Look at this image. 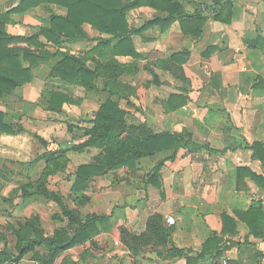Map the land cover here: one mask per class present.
<instances>
[{"label": "crops", "instance_id": "crops-1", "mask_svg": "<svg viewBox=\"0 0 264 264\" xmlns=\"http://www.w3.org/2000/svg\"><path fill=\"white\" fill-rule=\"evenodd\" d=\"M15 3L0 0V14ZM185 7L192 9L190 4ZM132 12L141 24L157 14L139 7L128 17ZM66 14L62 6L41 4L23 14H11L6 30L35 35L49 26L51 15ZM224 19L227 22L206 21L199 37L184 33L178 22L166 30L149 27L132 37L141 59L117 57L119 63L131 65L129 73L118 74L119 81L122 75L127 76L134 88L130 99L136 101L143 93L149 97L142 108L130 110L135 118L129 124L145 122L156 133L182 134L191 145L179 148L174 160L165 161L154 182L147 183L146 175L170 152L141 158L135 169L107 173L97 180L96 194L88 197L91 210L86 215H108L110 226L64 251L61 261L66 257L72 264H217L224 256L238 262L264 261V0H232ZM82 27L90 39L100 35L88 24ZM95 44V40L64 41L59 46L47 43L52 57L32 69V81L0 99L6 119L38 136L41 127L50 124L44 121L46 112L61 116L52 118L56 119L52 136L63 137L65 122L71 119L68 122L72 124L74 117L89 127L100 104L117 97L86 92L50 73L61 59L54 55L59 49L84 55ZM178 52H183V57L169 67L161 66L159 61ZM96 61L100 59L88 60V67ZM174 64L176 74L170 70ZM78 88L84 90L79 105L63 104L62 112L47 109L50 91L70 95ZM172 95L185 98V103L165 105ZM69 148L52 147V151ZM89 150L95 148L85 152ZM4 152L0 150V155ZM154 217L171 228L170 239L183 255L165 258L167 246L158 244L159 239L148 228ZM214 236L221 239L218 245L223 248L197 259Z\"/></svg>", "mask_w": 264, "mask_h": 264}, {"label": "trees", "instance_id": "trees-1", "mask_svg": "<svg viewBox=\"0 0 264 264\" xmlns=\"http://www.w3.org/2000/svg\"><path fill=\"white\" fill-rule=\"evenodd\" d=\"M41 4L62 6L66 8L67 14L51 15L49 26L40 28L35 35H15L6 30L11 14H23ZM185 4L192 5V9H187ZM231 5L232 0H16L13 7L0 14V99L32 81V69L52 57L47 43L59 46L64 41L95 40L94 47L84 55L71 54L62 49L56 51L54 55L60 56L61 59L53 67L50 76L74 87H82L86 92L101 91L110 97L128 100L135 95V91L129 84L120 83L118 74L129 73L131 65L119 63L117 57H130L134 60L142 58L132 42L134 35H139L152 26L166 30L178 22L184 33L199 37L201 27L206 21L227 22L224 14L230 10ZM139 7L151 8L157 14L145 19L136 27L129 21L128 15L131 10ZM84 24H88L100 35L94 39L86 37L82 27ZM183 54L173 53L166 58L169 60H161L159 63L162 67H169L172 61L183 57ZM90 59H100V62H94L95 65L90 68L87 65ZM24 62L28 63V66H24ZM177 69L175 64L170 68L173 74H176ZM176 102L182 105L185 98L172 95L164 104L170 106ZM80 103V98L74 99L66 92L50 91L47 109L62 112L63 104ZM126 113L117 101L108 98L95 111L90 126L83 128L81 142L69 149L46 151L30 160L33 142L38 140L43 145H46V142L21 125H13L6 119L5 109L0 108V150L18 154L16 159L3 158L4 156L0 155V161L24 166L43 160L48 166H52L53 175L68 162V151L82 152L86 148H96L99 150L96 160L76 166L71 173L73 179L70 190L82 192L96 175L121 169L133 170L141 158L170 152L169 156L158 161L146 175L147 183L154 182L164 162L174 160L179 148L191 145L190 139L176 132L156 133L145 122L129 124ZM70 129L68 126V130ZM45 180L47 173L44 171L38 180L27 184L34 186L33 190H29L28 186L23 187L28 192L26 196L40 195L55 201L67 216L69 229L55 231L52 236H43L39 235L38 218L29 219L13 232L16 240L15 253L9 250L7 238L0 232V242L3 244L0 250V264L19 262L27 253L35 251L38 247L46 250V257H36V260L40 264H53L64 251L90 240L110 226L108 215L82 216L65 207L57 195L45 187ZM148 228L159 239L158 244L167 246L165 258L183 255V251L177 249L170 239L171 228L165 227L159 217L150 220ZM220 241L221 239L215 236L209 239L197 259L209 257L223 248L218 245Z\"/></svg>", "mask_w": 264, "mask_h": 264}, {"label": "rangeland", "instance_id": "rangeland-1", "mask_svg": "<svg viewBox=\"0 0 264 264\" xmlns=\"http://www.w3.org/2000/svg\"><path fill=\"white\" fill-rule=\"evenodd\" d=\"M135 16L136 12H132L130 14L129 21L132 22V24L134 22V24L137 25L141 24V22L136 23ZM126 79L127 76L122 75L119 82L128 84ZM83 91L84 90L79 88L74 89L71 90L70 95L74 99H77L78 97L82 98ZM131 97H134V95ZM137 97L136 101H133L130 98L128 100L123 98L116 99L119 105L127 111L126 120L128 123L135 118L130 110L134 107L142 108V105L149 98L148 95L144 93L139 94ZM98 101L100 102L101 100ZM55 115L58 118L61 117L57 114L47 112L43 114L44 121L50 122V124L41 127V136L39 137L46 142V145H43L38 140H35L36 145L32 144L31 146L30 160L39 157L46 151H52V147H72L75 142L78 143L83 139L84 121L79 120V117H74L72 124L68 122L71 119L65 122L66 125L63 128V137L61 135L59 136V134H54V136H52V122L56 121V119L52 118L55 117ZM68 126L71 127L69 132L67 131ZM61 129L59 130L61 131ZM54 141L57 142H55V145L53 144L52 146ZM7 153L2 154V156H4L3 158L16 159L18 157L17 153ZM79 153H82V155H76ZM98 156L99 150L96 148L95 150H89L88 152H85V149L82 152L70 151L67 154L68 162L66 165L53 175L52 166H48L43 160L24 166H20L16 163L10 164L0 161V232L7 238V245L12 253H15L16 243L13 232L18 229V227L25 224V222L29 219L38 218L40 229L39 235L52 236L55 231H64L69 229L67 216L55 201L40 195H34L32 197L26 196V193L28 192L25 191L23 187L28 186L29 190H33L35 187L27 184L38 180L41 174L45 171L47 173V180L43 183L45 187L57 195L65 207L73 209L80 215L85 216L86 213L91 210L88 206V197L90 198L92 195L96 194V187L98 184L97 180L103 178V175L94 176L93 180L89 181L87 188L84 191L73 192L70 190L73 179L71 173L76 166L85 163H93ZM2 183L4 184L2 185ZM2 248L3 244L0 242V250ZM60 256L62 257V254ZM36 257L45 258L46 250L43 247L35 248V251L27 253L19 262L5 264H40V262L36 260ZM59 257L53 264H61L64 259L66 261L65 264H70V261H68L66 257L62 261Z\"/></svg>", "mask_w": 264, "mask_h": 264}, {"label": "built area", "instance_id": "built-area-1", "mask_svg": "<svg viewBox=\"0 0 264 264\" xmlns=\"http://www.w3.org/2000/svg\"><path fill=\"white\" fill-rule=\"evenodd\" d=\"M115 244L117 245L118 242L115 241ZM217 264H264V261L260 262V263H246V262H238L229 256H224V257L219 259Z\"/></svg>", "mask_w": 264, "mask_h": 264}]
</instances>
